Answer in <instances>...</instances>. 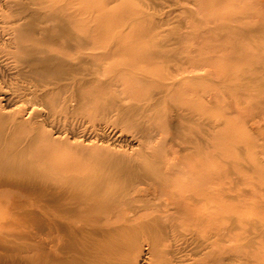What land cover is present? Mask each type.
<instances>
[{
  "label": "bare ground",
  "instance_id": "1",
  "mask_svg": "<svg viewBox=\"0 0 264 264\" xmlns=\"http://www.w3.org/2000/svg\"><path fill=\"white\" fill-rule=\"evenodd\" d=\"M44 4L43 0H17L0 16V48L6 60L0 71V189L43 194V237L19 248L36 251L24 254V260L39 264H222L223 258H209L219 247L207 250L209 241L218 238L206 233L205 222L218 213L204 209L210 199L204 177L191 173L187 163L180 167L188 160V155L181 156L186 147L180 142L178 150L155 151L168 139L176 144L175 134L169 138L158 124L172 122L184 109L180 105V115L175 116L147 111L172 107L166 95L179 80L98 77L96 66L106 70L100 60L110 47L97 43L107 32L92 26L90 16L82 18L75 11L52 15ZM77 19L89 25L84 35L76 29ZM89 48L93 50L87 52ZM124 80V88L110 91ZM142 85L150 89L143 91ZM192 93L205 100L203 92ZM126 96L133 101L123 103ZM184 107L194 111L200 122L204 119L190 100ZM110 113L138 127L149 139H159L148 153L154 158L133 166H117L106 158L99 162L102 153L89 164L71 157L64 160L62 151L86 147L85 138L75 140L80 137L79 128L92 129L96 119ZM183 118L193 117L184 114ZM202 124L188 130L193 134L189 141L202 138ZM58 148L62 151L55 153ZM168 154L175 160H163ZM65 161L75 169L63 170ZM198 162L193 170L201 166ZM214 221L216 230L221 220ZM1 236L0 247L7 252L12 245L6 242L16 235L4 236L5 240ZM1 254L0 263H5Z\"/></svg>",
  "mask_w": 264,
  "mask_h": 264
},
{
  "label": "rangeland",
  "instance_id": "2",
  "mask_svg": "<svg viewBox=\"0 0 264 264\" xmlns=\"http://www.w3.org/2000/svg\"><path fill=\"white\" fill-rule=\"evenodd\" d=\"M15 1L0 0V16ZM43 2L46 11L52 15L75 11L76 16L92 17V26L107 32L97 43L110 47L108 54L100 60L106 70L100 64L96 66L98 77H168L165 82L176 77L179 81L168 94L165 93L173 106L147 112L157 115L166 112L175 116L180 115L177 110L183 107L184 114L193 117L190 120L181 114L179 119L158 124L169 138L175 134L176 144L168 139L165 144L155 147L159 139H149L138 127L126 125L121 118L110 113L105 119H96V125L90 126L92 129L79 128L80 137L75 140L85 138L83 144L86 147L63 152L62 148H66L63 146L54 150L55 153L62 151L60 154L63 153L64 160L71 157L86 164L96 161V155L99 157L102 153L99 162L106 158L117 166H133L143 160L150 162L154 157L148 153L154 147L155 151L167 153V150H178L183 144L186 148L181 156L188 155V160L180 167L187 163L191 173L204 177L205 192L210 197L203 205L204 209L218 213L205 222L206 233L218 238L209 241L207 250L214 251L219 247L214 253L211 251L209 258H223L222 264H264V0ZM76 23L80 24L75 26L76 29L84 35L89 25L83 19H77ZM91 50L93 48L86 51ZM5 63L0 48V71L5 69ZM124 81L113 85L110 91L124 88L127 84ZM148 86L142 85L141 88L147 91ZM192 91L203 92L205 100L195 98L196 93ZM189 100L198 112L202 111L204 119L201 122L195 118L194 111L185 109L184 104ZM131 101L130 96L122 100L125 104ZM201 123L204 132L199 137L202 138L189 141L193 134L188 130L198 129ZM173 157L168 154L163 160H175ZM197 161L201 162L202 172H199L200 167L193 172ZM65 164L67 168L63 167V170L75 169L66 161ZM42 195L0 189V235L3 234V239L16 235L12 242H6L14 247L10 246L7 252L0 247V254L6 261L0 264H10L7 257L12 256L14 259L10 261L22 258V262L18 259L12 264H39L33 263L34 259L26 261L23 258L26 253L33 255L35 250L23 252L19 248L42 240ZM16 203L17 207L14 206ZM34 211L38 212L37 215ZM217 218L221 221L215 230L212 226ZM5 254H9L6 259Z\"/></svg>",
  "mask_w": 264,
  "mask_h": 264
}]
</instances>
